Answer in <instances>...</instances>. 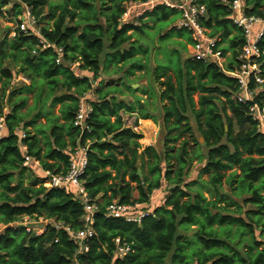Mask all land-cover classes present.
I'll use <instances>...</instances> for the list:
<instances>
[{"label":"trees","instance_id":"16d2710c","mask_svg":"<svg viewBox=\"0 0 264 264\" xmlns=\"http://www.w3.org/2000/svg\"><path fill=\"white\" fill-rule=\"evenodd\" d=\"M9 1L0 0V14ZM143 1L21 0L12 5L14 35L9 37L6 28L0 37V264H264L263 138L248 116V105L233 100L236 80L228 74L237 68L242 31L221 0H199L206 8L201 26L217 41L226 61L223 69L216 61L183 59L168 48L151 71L135 58L146 49L131 42L141 27L128 21L132 15L121 20L133 3ZM24 5L39 36L19 29ZM244 5L246 14L264 21L261 0H244ZM142 17L168 22L179 15L157 6ZM168 32V37L176 33L184 38L186 46L193 44L189 33L174 27ZM257 47L263 70L264 30ZM141 70L148 85L133 89L130 77ZM18 76L23 80L13 84ZM102 76L109 79L100 80ZM33 93L28 106L27 95ZM88 95L94 98L86 99ZM82 100L91 111L87 130L80 134L73 122ZM255 102L264 106V91H258ZM157 105L162 152L147 146L139 153L143 136L124 117H134L133 127L138 120L158 124L159 118L151 115ZM42 118L45 124L38 123ZM77 145L87 148L82 185L99 207L85 253H77L65 231L84 225L75 190L49 188L46 176L25 185L26 173L35 166H23L29 156L43 175L65 174L67 149ZM194 162L200 167L189 176ZM163 186L168 193L163 205L147 211L139 223L105 216L113 202L139 204L143 211ZM116 239L130 247L122 259L114 257Z\"/></svg>","mask_w":264,"mask_h":264},{"label":"built area","instance_id":"2783aa9c","mask_svg":"<svg viewBox=\"0 0 264 264\" xmlns=\"http://www.w3.org/2000/svg\"><path fill=\"white\" fill-rule=\"evenodd\" d=\"M10 1L21 2V0ZM237 2L238 0H221V3L231 13L230 20L232 24L242 31L244 39V45L237 58V68L228 74L236 80V91L233 94V100L240 104L248 105V116L256 124L257 132L262 135L264 145V106L261 107L255 102L258 91L261 90L260 86L263 84L262 69L258 63L261 53L258 50L257 43L264 30V21L245 13L244 0H239V9H237ZM157 6L178 13L179 18H177L174 28L176 31H186L191 35L193 44L190 45V59L202 62L216 61L223 69L224 66L221 63L225 61V58L220 57L218 53L217 41L210 38L208 31L201 26V22L206 15V8L199 0H145L133 3L123 14L121 20L125 22L131 15L142 17ZM19 20V29L22 32L30 30L39 36L36 22L26 5L23 7V14L19 17ZM40 44L46 48L50 47L42 40H40ZM57 53L60 54L61 50H57ZM59 63L60 59H57V64ZM251 84L253 87H251ZM90 111L89 106L82 100L73 122V126L79 130L80 134L87 130L85 121ZM3 129L4 119L0 118V139ZM19 135L20 140L25 138L24 133L19 132ZM20 148L23 152L26 151L23 145H20ZM67 151L70 156L67 172L57 175L45 173L48 179L44 185L65 193H69L71 189L75 190L74 196L83 207L84 225L81 230L76 232L71 231L69 228H65V231L69 240L76 245L77 253H85L88 250V242L94 236L92 229L94 214L99 211V207L87 197L81 182V177L84 175L88 165L87 148L77 145L74 149L68 148ZM30 164L35 167L39 166L36 160L29 156H24L23 166L28 167ZM140 209L141 206L139 204L128 206L118 205L113 202L106 208L105 216L107 218H122L126 222L139 223L142 218L149 214L147 211L143 212ZM43 231L44 228L36 232L40 234ZM114 243V257L116 259H122L130 252V247L119 239H116ZM75 264L79 263L76 262Z\"/></svg>","mask_w":264,"mask_h":264},{"label":"rangeland","instance_id":"374dc122","mask_svg":"<svg viewBox=\"0 0 264 264\" xmlns=\"http://www.w3.org/2000/svg\"><path fill=\"white\" fill-rule=\"evenodd\" d=\"M15 2L13 1H9V5H11V7H9V5L2 9V13L0 14V37H2L5 33L6 28H9V31L7 32L9 34V37H12L14 34L12 31H14L16 29V23L13 20L14 18L11 16L12 14L10 13L12 5ZM149 17V16H148ZM148 17H135V15L131 16V20H128L131 24H134L138 27H141L142 31L139 33H136V35L132 38L131 42H136L138 41L137 45L141 46L142 48L146 49L147 53L143 54V53H136L135 58H139L141 59V63L142 64H148V69L149 70H153V68L156 66V61H162L163 60V56L164 53L169 54V50L168 48L171 49H176L180 52L181 56L183 57V59L185 58H189L190 57V46L189 45H185V41L184 38L182 39H178L176 36V33H172L166 36L167 33H169L168 31L170 30L171 27L175 26V22L177 21L176 18H172L170 19L168 22H159V21H152L151 18ZM123 18V17H122ZM51 20L48 21L49 24H51ZM181 33L183 35H187L186 31H181ZM165 36V37H164ZM178 40V41H177ZM180 40V41H179ZM181 46V47H180ZM186 48L185 51L183 52L181 50V48ZM164 62L167 63V55L166 57H164ZM226 61H224L223 63H221V65L225 66ZM108 71L112 70V68H108ZM145 70H141V71H135V75L130 77V87H132V85H135V89H137L138 87L142 86V87H146L148 85V75L146 74V72L144 73ZM125 72V71H124ZM122 75V74H121ZM89 78H91L90 75H88ZM120 77V75H119ZM109 79V78H107ZM105 77H101L100 80H107ZM20 80H23V78H21V76H18L14 81L13 84H17ZM131 81H135L134 83ZM160 81H163V79H160ZM125 82V79H121V83ZM97 83H95L96 85ZM120 83H117V85H119ZM138 86V87H137ZM157 91L160 90V87H156ZM135 95L138 96H144L140 93H136ZM28 102L27 105L28 106H32L33 104V99H34V93L33 94H28ZM125 98H127V100H131L132 97L129 95H126ZM144 98V97H143ZM198 96L195 95L194 96V101L197 102ZM58 108L59 106H55L53 108V113L54 115H59L58 112ZM156 111L154 109V111L151 112V115L153 116H157L159 118V122L158 124H153L152 128H147V127H140V129L138 128V131L140 133H142L143 138L139 141V144L141 145V149L138 151L139 153L142 152V150L147 147L146 144H153V148L161 153L162 152V141H163V136H164V132L162 130V121H161V111L159 108V105L156 106ZM25 109V108H24ZM23 112L25 110H22ZM125 123L126 125L130 126L133 122V117H129V116H125L124 117ZM47 120L43 119L38 121V123H46ZM153 123V122H152ZM136 129V128H134ZM201 143V142H200ZM199 165L196 164L195 162L192 164L189 176H195L197 175V170L199 169ZM26 179H25V185H28V183L30 182V180L32 179H37L38 181L41 182V180L44 179V177L46 176L48 179V176L45 174L43 175L40 168L39 167H31L30 171L28 173H26ZM47 179L45 180V183L47 181ZM189 179H186V181H188ZM165 186H163L161 188V191H155L153 192L151 199H150V203L148 207H145L143 212L149 211L151 212L152 209H154L157 206H161L164 203L165 197L168 194L167 190H165L164 188ZM194 188H196L195 186H193ZM192 187V188H193ZM203 193V191H202ZM205 196H207L206 194H204ZM26 219L23 220V224L26 225L27 222H25ZM2 230V226H0V231ZM40 229L37 230V232H39ZM188 236H191V234H187Z\"/></svg>","mask_w":264,"mask_h":264},{"label":"crops","instance_id":"0c3cea01","mask_svg":"<svg viewBox=\"0 0 264 264\" xmlns=\"http://www.w3.org/2000/svg\"><path fill=\"white\" fill-rule=\"evenodd\" d=\"M178 41V40H177ZM180 41V40H179ZM262 74H263V84L260 86V89L261 91H264V68L262 70ZM120 85V84H119ZM133 86V85H132ZM138 87V86H137ZM91 98H94L93 95H88L86 97V99H91ZM145 100V97L143 98ZM134 119V117H133ZM134 121V120H133ZM133 123V122H132ZM154 123H152L151 120H138V126L137 127H133L132 124L130 125L131 128H133L132 130H134L135 132H139L138 131V128L140 129V127H147V128H152ZM129 126V125H128ZM154 127V126H153ZM136 128V129H134ZM140 133V132H139ZM142 134V133H141ZM146 146H152L153 147V144H146Z\"/></svg>","mask_w":264,"mask_h":264},{"label":"clouds","instance_id":"9594fccd","mask_svg":"<svg viewBox=\"0 0 264 264\" xmlns=\"http://www.w3.org/2000/svg\"><path fill=\"white\" fill-rule=\"evenodd\" d=\"M261 2L264 3V0H261ZM9 7H11V5H9ZM237 9H239V0H238V2H237ZM131 82L134 83L135 81H131ZM25 222H27V221H25Z\"/></svg>","mask_w":264,"mask_h":264},{"label":"water","instance_id":"95a60500","mask_svg":"<svg viewBox=\"0 0 264 264\" xmlns=\"http://www.w3.org/2000/svg\"><path fill=\"white\" fill-rule=\"evenodd\" d=\"M135 87H136L135 85H133V86H132V88H133V89H135ZM200 142L202 143V142H203V140H202V139H200ZM138 174H139V173H138Z\"/></svg>","mask_w":264,"mask_h":264}]
</instances>
